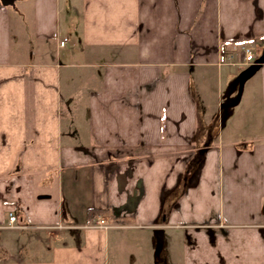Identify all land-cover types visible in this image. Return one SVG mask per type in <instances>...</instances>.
I'll use <instances>...</instances> for the list:
<instances>
[{
	"label": "crops",
	"instance_id": "0c3cea01",
	"mask_svg": "<svg viewBox=\"0 0 264 264\" xmlns=\"http://www.w3.org/2000/svg\"><path fill=\"white\" fill-rule=\"evenodd\" d=\"M9 6L0 264H112L121 228L143 233L156 264L173 232L187 264H264V63L244 75L242 49L264 53V0H34L30 21ZM65 14L84 76L45 47L69 45ZM101 217L113 226L93 227Z\"/></svg>",
	"mask_w": 264,
	"mask_h": 264
},
{
	"label": "rangeland",
	"instance_id": "374dc122",
	"mask_svg": "<svg viewBox=\"0 0 264 264\" xmlns=\"http://www.w3.org/2000/svg\"><path fill=\"white\" fill-rule=\"evenodd\" d=\"M74 1L76 2L79 0H74ZM33 6H34V0H16V4L9 7L14 11L25 13L27 21H30L34 12ZM18 12H15L14 20L16 19V16L18 17ZM67 20H68L67 15L66 14L63 15L61 22L64 23V26H62V28L64 34H66L70 38L69 45L64 49L57 50L55 43V40L57 39L54 38L53 40L49 39V41L45 40L44 41L45 43L46 42L50 43V45H45V47L47 49L51 47L53 49V55L56 57H59L61 53L62 54L61 63H66V64L70 63L71 66L72 64L73 65L76 64L75 66L68 68L69 69L68 71L72 70V73H74L75 75L84 76L90 70L89 67L85 66L86 59L81 54H79V56L77 57L76 55L75 56L72 55V47L74 48V46H76L73 44H75V41L77 40L78 34L76 32H78L79 28H74V27L71 28V24H70L71 19H69V23ZM79 22H80L79 18L73 19V24H75V26ZM22 44L24 45L21 46L24 47L28 46L26 43H22ZM64 75L65 76L63 77V81H62V90L64 94H68L69 85L67 81H64V79L66 78V74ZM83 86L84 83L81 81L77 83L76 89L74 88L72 89L76 90V93L81 92L85 90ZM78 102L79 99L78 100L76 99V101L72 104L70 108L72 110L69 111L73 112L76 111V109H79ZM8 217L9 216H7V218ZM116 231H119V233L114 234L111 237V239L109 238L110 240L113 241L111 242V251H110L112 264H117L116 263L117 259L119 260V264H134L131 259V256L133 254L137 256V253L140 254L139 255L140 258L136 259L135 264H156V261L154 260V253H155L154 248L150 245V243L146 242V240L139 241L141 240L143 233L137 231L134 232L130 230H124L123 228L117 229ZM173 233L175 235V238L172 237L171 240H168V245H164L163 242L161 243L160 254L162 256L164 255L165 257L166 256L165 251L169 249L171 251V261L168 262V264H187L186 252L188 251L187 249H185L186 244L177 239L176 236L178 235L176 232ZM161 260L162 262H164L163 258Z\"/></svg>",
	"mask_w": 264,
	"mask_h": 264
},
{
	"label": "built area",
	"instance_id": "2783aa9c",
	"mask_svg": "<svg viewBox=\"0 0 264 264\" xmlns=\"http://www.w3.org/2000/svg\"><path fill=\"white\" fill-rule=\"evenodd\" d=\"M66 42H67V39L65 38V39L60 41V45L64 46L66 44ZM242 49L244 52V62L246 63V65H251L255 61V55H254L252 49L248 46H243ZM17 220H18V216L14 213H11L10 222L13 223V222H16ZM22 226L23 225L18 226V227H22ZM112 226L113 225H111L106 218L101 217L98 219V221L95 223V225L93 227L110 228Z\"/></svg>",
	"mask_w": 264,
	"mask_h": 264
},
{
	"label": "trees",
	"instance_id": "16d2710c",
	"mask_svg": "<svg viewBox=\"0 0 264 264\" xmlns=\"http://www.w3.org/2000/svg\"><path fill=\"white\" fill-rule=\"evenodd\" d=\"M29 81H32L33 79V75L32 72L30 71L28 74V78ZM32 93V89L29 88V96L27 95L26 97V113H27V124H28V131L30 133H34L35 128H34V105L33 102H31V98H30V94Z\"/></svg>",
	"mask_w": 264,
	"mask_h": 264
},
{
	"label": "water",
	"instance_id": "95a60500",
	"mask_svg": "<svg viewBox=\"0 0 264 264\" xmlns=\"http://www.w3.org/2000/svg\"><path fill=\"white\" fill-rule=\"evenodd\" d=\"M16 0H0L1 4L4 6L14 5ZM264 63V53L255 60L244 72V75H248L253 72L255 69L259 68Z\"/></svg>",
	"mask_w": 264,
	"mask_h": 264
}]
</instances>
